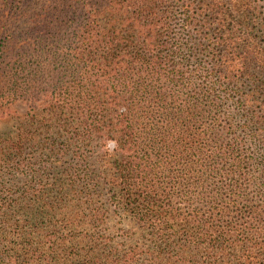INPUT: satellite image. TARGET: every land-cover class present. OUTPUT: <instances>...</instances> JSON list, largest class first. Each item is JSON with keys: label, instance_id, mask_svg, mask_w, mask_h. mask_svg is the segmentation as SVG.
I'll return each instance as SVG.
<instances>
[{"label": "trees", "instance_id": "trees-1", "mask_svg": "<svg viewBox=\"0 0 264 264\" xmlns=\"http://www.w3.org/2000/svg\"><path fill=\"white\" fill-rule=\"evenodd\" d=\"M17 101L0 264H264V0H0Z\"/></svg>", "mask_w": 264, "mask_h": 264}, {"label": "rangeland", "instance_id": "rangeland-1", "mask_svg": "<svg viewBox=\"0 0 264 264\" xmlns=\"http://www.w3.org/2000/svg\"><path fill=\"white\" fill-rule=\"evenodd\" d=\"M10 107L12 110V114L10 115V112H9V114H6L5 116L0 118V138H6V137L10 136V130L13 129V127L17 123V120L23 114H25L27 109H28L26 103L21 102V101H17L15 103H13ZM110 223H111V225H118L119 224V218L112 217L110 220ZM122 225L128 226L129 223L127 224L126 222H124ZM117 227L120 228L121 226H117ZM132 239H134L135 241L141 240L142 242H143V240H145V238L143 236H140L139 234L133 235L132 238L125 235L122 240L118 241L122 244H115L114 246H116L117 248H119L122 251L124 248H128L129 245L135 244V243H127L128 240H132ZM123 240L125 243L123 242ZM138 256L139 257L141 256V257L137 258ZM136 258H137V263L142 264L143 259H146V256L144 254L140 255L138 253Z\"/></svg>", "mask_w": 264, "mask_h": 264}]
</instances>
